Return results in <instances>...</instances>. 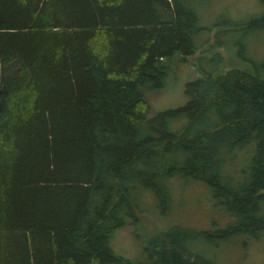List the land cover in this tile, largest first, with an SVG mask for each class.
Returning <instances> with one entry per match:
<instances>
[{
    "label": "trees",
    "instance_id": "obj_1",
    "mask_svg": "<svg viewBox=\"0 0 264 264\" xmlns=\"http://www.w3.org/2000/svg\"><path fill=\"white\" fill-rule=\"evenodd\" d=\"M196 24L185 0H0V264H139L109 238L137 224L138 190L168 210L164 183L179 175L206 184L234 221L169 227L143 241L144 264H214L186 242L258 237L263 73H205L186 84L185 106L146 121L145 93L195 49ZM247 26L262 28L264 13Z\"/></svg>",
    "mask_w": 264,
    "mask_h": 264
},
{
    "label": "rangeland",
    "instance_id": "obj_2",
    "mask_svg": "<svg viewBox=\"0 0 264 264\" xmlns=\"http://www.w3.org/2000/svg\"><path fill=\"white\" fill-rule=\"evenodd\" d=\"M185 1L197 18V32L192 38L195 49L186 57L175 55L162 88L145 93L149 106L146 121L166 109L185 106L188 102L184 93L186 84L201 79L205 73L213 77L231 68H240L264 75V26H247L250 20L263 15L262 3L258 0ZM184 122V119L172 122L170 129L177 131ZM247 150L244 148L235 155L236 169L245 163ZM164 185L171 198L166 211L148 190L135 193L141 203L137 224L118 228L109 238L108 246L116 255L144 264L143 241L169 227L216 231L233 223V217L218 204L210 188L199 179L179 175L169 178ZM189 240L191 242H186V249L191 256L202 255L214 264H264V229L257 238L234 235L218 242L200 237Z\"/></svg>",
    "mask_w": 264,
    "mask_h": 264
},
{
    "label": "water",
    "instance_id": "obj_3",
    "mask_svg": "<svg viewBox=\"0 0 264 264\" xmlns=\"http://www.w3.org/2000/svg\"><path fill=\"white\" fill-rule=\"evenodd\" d=\"M1 108H2V104H1V100H0V110H1ZM0 113H1V111H0Z\"/></svg>",
    "mask_w": 264,
    "mask_h": 264
}]
</instances>
